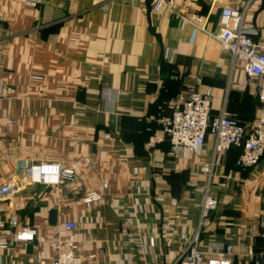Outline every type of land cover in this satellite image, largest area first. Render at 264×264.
<instances>
[{
  "label": "crops",
  "instance_id": "crops-1",
  "mask_svg": "<svg viewBox=\"0 0 264 264\" xmlns=\"http://www.w3.org/2000/svg\"><path fill=\"white\" fill-rule=\"evenodd\" d=\"M152 1L39 0L30 7L0 0V186L14 179L19 189L0 197V242L36 232L0 248V264L47 263L64 246L54 229L69 222L87 264H173L199 228L213 140L173 157L161 121L172 114L171 99L200 83L213 116L225 106L242 125H255L259 80L210 34L220 31L225 7L249 4L246 23L258 38L264 0H176L181 16L201 20L198 28L182 26L169 10L153 12ZM240 153L233 148L215 160L218 205L199 250L224 254L232 246L234 264H255L264 251V158L241 170ZM22 163L60 165L75 178L35 183ZM90 193L102 201L85 203Z\"/></svg>",
  "mask_w": 264,
  "mask_h": 264
},
{
  "label": "built area",
  "instance_id": "built-area-1",
  "mask_svg": "<svg viewBox=\"0 0 264 264\" xmlns=\"http://www.w3.org/2000/svg\"><path fill=\"white\" fill-rule=\"evenodd\" d=\"M51 1L61 2L62 0ZM38 3L39 0L26 2L30 7H36ZM176 6V0L152 1L153 12L161 13L163 10H169L179 18L182 26L191 24L199 27L197 21L200 19L189 20L181 16ZM248 8L249 4L242 9L225 7L221 13L220 31L210 35L220 42L224 53L230 54L234 60L244 64V69L249 76L259 80L258 101L261 109L255 125L252 127L242 125L225 106L219 115L213 116L211 95L198 88L200 83L196 87L187 88L185 92L171 99L169 105L172 114L161 121L163 131L170 142L173 157L177 158L189 152H199L209 138L213 140V161L202 168V172L208 178V184L204 193L200 226L194 235L185 238V245L180 249V256L173 264H234L232 246L226 248L224 254H205L199 250V243L202 228L206 225L211 211L218 205V198L211 194L217 157L233 148L241 149L236 162V167L241 170L254 169L264 158V30L258 38L252 34L246 23ZM21 166L26 176L35 183L59 185L62 182H72L75 178L73 170L60 165L29 166L27 163H22ZM192 186L196 185L193 183ZM18 190L15 180L10 179L0 186V197L10 196ZM84 201L87 204L100 203L102 197L97 193H90ZM11 225L16 226V222L12 221ZM260 226L264 228V222H261ZM75 230L76 225L70 222L65 223L62 228L54 229L55 234L65 236L64 246L58 250L53 259L44 264H87L71 236ZM251 234L257 237L256 230L253 229ZM35 235V231L24 229L10 235L8 241L0 242V248L5 249L11 242L29 240ZM261 237L264 239V232ZM151 245L154 246L155 242H151ZM88 259L92 261L96 259V256H90ZM255 264H264V251L256 257Z\"/></svg>",
  "mask_w": 264,
  "mask_h": 264
},
{
  "label": "water",
  "instance_id": "water-1",
  "mask_svg": "<svg viewBox=\"0 0 264 264\" xmlns=\"http://www.w3.org/2000/svg\"><path fill=\"white\" fill-rule=\"evenodd\" d=\"M50 216H51L50 217L51 225L55 226L56 225L57 212L56 211L52 212Z\"/></svg>",
  "mask_w": 264,
  "mask_h": 264
},
{
  "label": "trees",
  "instance_id": "trees-1",
  "mask_svg": "<svg viewBox=\"0 0 264 264\" xmlns=\"http://www.w3.org/2000/svg\"><path fill=\"white\" fill-rule=\"evenodd\" d=\"M207 141H208V140H207ZM231 150H232V149H231ZM231 150H230V151H231ZM226 153H227V152H226ZM261 238H262V237H261ZM263 241H264V239H263Z\"/></svg>",
  "mask_w": 264,
  "mask_h": 264
}]
</instances>
